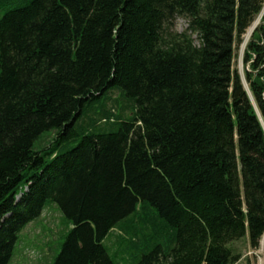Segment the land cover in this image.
<instances>
[{
  "label": "trees",
  "instance_id": "16d2710c",
  "mask_svg": "<svg viewBox=\"0 0 264 264\" xmlns=\"http://www.w3.org/2000/svg\"><path fill=\"white\" fill-rule=\"evenodd\" d=\"M50 205L67 229L51 264L257 249L264 0H0V264Z\"/></svg>",
  "mask_w": 264,
  "mask_h": 264
},
{
  "label": "rangeland",
  "instance_id": "374dc122",
  "mask_svg": "<svg viewBox=\"0 0 264 264\" xmlns=\"http://www.w3.org/2000/svg\"><path fill=\"white\" fill-rule=\"evenodd\" d=\"M258 16L244 34V41L237 49L234 67L243 75L245 68L242 57L245 44L250 36L251 27L259 23ZM187 23L182 18L175 20V29L183 30ZM66 221L61 216L59 209L55 205L45 208L40 217L30 222L19 235V241L15 248V254L10 264H51L55 254L63 241L66 232ZM107 244L114 241V237L106 239ZM237 250L240 252V259L234 264H264V234L260 239L257 249L249 247L247 240L241 239L235 242ZM37 252H34V250ZM35 256V258H33Z\"/></svg>",
  "mask_w": 264,
  "mask_h": 264
},
{
  "label": "water",
  "instance_id": "95a60500",
  "mask_svg": "<svg viewBox=\"0 0 264 264\" xmlns=\"http://www.w3.org/2000/svg\"><path fill=\"white\" fill-rule=\"evenodd\" d=\"M254 28H255V26L253 25V26L251 27L250 34H251L252 31L254 30Z\"/></svg>",
  "mask_w": 264,
  "mask_h": 264
}]
</instances>
